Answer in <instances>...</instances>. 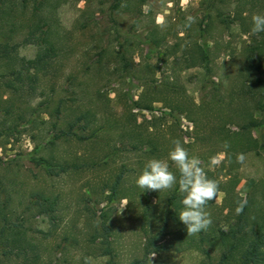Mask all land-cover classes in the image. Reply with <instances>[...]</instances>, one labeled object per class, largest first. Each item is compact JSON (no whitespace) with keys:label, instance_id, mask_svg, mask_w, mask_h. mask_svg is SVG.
Here are the masks:
<instances>
[{"label":"rangeland","instance_id":"1","mask_svg":"<svg viewBox=\"0 0 264 264\" xmlns=\"http://www.w3.org/2000/svg\"><path fill=\"white\" fill-rule=\"evenodd\" d=\"M40 2L59 50L51 69L15 94L0 68V231L23 230L34 264H203L206 250L217 260L215 233L235 222L237 200H264V32L251 31L264 0ZM30 12H19L14 35L26 58L38 51L22 43ZM174 140L219 185L205 207L212 225L196 235L179 220L181 194L171 200L178 185L135 183ZM41 158L70 167L51 174ZM147 247L160 251L145 256ZM17 250L1 241L0 264H23Z\"/></svg>","mask_w":264,"mask_h":264},{"label":"trees","instance_id":"2","mask_svg":"<svg viewBox=\"0 0 264 264\" xmlns=\"http://www.w3.org/2000/svg\"><path fill=\"white\" fill-rule=\"evenodd\" d=\"M38 0H0V68L5 78L2 85L6 91L18 93L19 89H24L29 85L34 87L39 80V74L48 72L51 69L52 60L59 55L57 45L51 39V23L46 16L41 14V4ZM30 23L27 25V34L23 42L35 43L38 46L37 54L34 58H26L18 54L19 42H15V34L22 25L17 22L19 12L30 11ZM26 26V25H25ZM1 82V81H0ZM6 112L13 114V108L7 107ZM87 113H81L73 123L86 119ZM86 121V120H85ZM72 123V127L74 124ZM88 122L86 121L85 126ZM64 134L67 132L63 131ZM44 166L51 174H60L69 169L65 162L56 161L53 158H41ZM230 190H236L231 184ZM116 191V189H114ZM229 190V189H226ZM171 200L178 197V188ZM44 197L41 207L44 211L53 210L55 199L37 194V198ZM38 198V199H39ZM38 201V200H37ZM237 202H244L243 211L238 213L236 220L227 229L220 228L215 234V239L222 247V251L217 260L206 250V258L203 264H264V200L260 205H256L251 200L243 201L239 198ZM252 202V203H251ZM171 217L174 216L171 210ZM176 218V217H175ZM174 218V219H175ZM177 219V218H176ZM168 217L164 219V224L169 225ZM205 236H201L200 241L205 242ZM16 247L17 255L24 254L23 264H34L31 258H27L26 252L34 250L35 246L28 241L26 233L20 229H13L8 233L0 231V242ZM160 251V249L146 248V255ZM7 256L13 254L12 251L5 252ZM141 259H134L131 264H142Z\"/></svg>","mask_w":264,"mask_h":264},{"label":"clouds","instance_id":"3","mask_svg":"<svg viewBox=\"0 0 264 264\" xmlns=\"http://www.w3.org/2000/svg\"><path fill=\"white\" fill-rule=\"evenodd\" d=\"M196 22V17H186L184 28H191ZM254 34L264 32V14L255 13L251 17ZM159 27H165L163 22ZM173 146L168 152V160L158 158L149 159L142 172L135 178L136 185L145 190L164 191L178 185L181 194L182 210L178 213L179 220L186 225L188 236L196 235L201 231H207L212 225V219L205 207L213 201L219 191V185L213 179L208 178L205 170L201 167L200 160L190 156L188 150L180 140H174ZM230 145L225 142L224 148ZM242 155L237 156L238 162L243 161ZM169 161L175 165L179 172L177 177L169 168ZM221 160L216 157L210 158L212 166H219ZM244 202H237V213L243 211ZM150 256L148 259L152 262Z\"/></svg>","mask_w":264,"mask_h":264},{"label":"crops","instance_id":"4","mask_svg":"<svg viewBox=\"0 0 264 264\" xmlns=\"http://www.w3.org/2000/svg\"><path fill=\"white\" fill-rule=\"evenodd\" d=\"M157 23H161V20L158 19V20H157Z\"/></svg>","mask_w":264,"mask_h":264}]
</instances>
